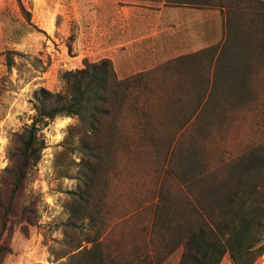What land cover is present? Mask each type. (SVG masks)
<instances>
[{"label":"trees","instance_id":"16d2710c","mask_svg":"<svg viewBox=\"0 0 264 264\" xmlns=\"http://www.w3.org/2000/svg\"><path fill=\"white\" fill-rule=\"evenodd\" d=\"M247 1H200L224 9L219 44L124 78L109 58L84 60L62 72L63 91L33 93L31 122L11 133L0 171V255L11 221L34 214L35 201L20 200L45 147L42 129L74 117L65 141L79 156V182L66 204L61 264H162L178 249V264L225 256L255 264L264 254V135L235 149L204 148L224 117L254 99L250 56L264 51V12Z\"/></svg>","mask_w":264,"mask_h":264},{"label":"rangeland","instance_id":"374dc122","mask_svg":"<svg viewBox=\"0 0 264 264\" xmlns=\"http://www.w3.org/2000/svg\"><path fill=\"white\" fill-rule=\"evenodd\" d=\"M258 1L263 13L264 0ZM258 1H254L256 10ZM76 7L77 0H0V171L8 164L6 150L11 133L31 122L33 93L39 88L63 91V71L82 68L84 60L98 61L102 56L103 51L95 48L90 35L78 28ZM248 18L247 14L242 15L243 22ZM103 29L97 28V36ZM168 51L156 61L146 54L139 63L128 66L125 74L149 70L177 53ZM8 58L12 62L10 67ZM250 59L255 61L251 67L253 102L224 117L221 128L214 127L205 138L204 148L217 145L223 150L235 149L264 135L263 49L259 58L255 55ZM75 122L74 117H56L42 129L45 147L20 200L24 204L34 200L35 211L28 212L29 222L11 221L3 240L6 251L0 255V264H61L65 260L58 259L56 253L64 239L62 224L69 215L66 204L79 182V156L65 141L68 125ZM143 169V191L148 194L153 182L150 163L144 164ZM120 184L125 185L123 181L119 187ZM127 198L125 191L119 202L124 203ZM180 254L181 249L176 250L162 264H178ZM219 264L233 263L225 256ZM255 264H264V254Z\"/></svg>","mask_w":264,"mask_h":264},{"label":"crops","instance_id":"0c3cea01","mask_svg":"<svg viewBox=\"0 0 264 264\" xmlns=\"http://www.w3.org/2000/svg\"><path fill=\"white\" fill-rule=\"evenodd\" d=\"M200 1L77 0L75 13L80 31L103 51L99 59L109 58L117 77L124 78L129 76L125 74L128 66L146 54L156 61L165 50L177 51L159 65L222 41L224 9Z\"/></svg>","mask_w":264,"mask_h":264}]
</instances>
